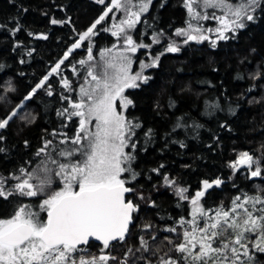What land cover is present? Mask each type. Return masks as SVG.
Instances as JSON below:
<instances>
[{
  "label": "trees",
  "instance_id": "trees-1",
  "mask_svg": "<svg viewBox=\"0 0 264 264\" xmlns=\"http://www.w3.org/2000/svg\"><path fill=\"white\" fill-rule=\"evenodd\" d=\"M111 3L0 0V120L17 113L0 129V179L5 189L19 183L15 177L26 178L21 169L40 171L42 161L51 169V180L60 181L55 175L57 165L49 157L65 162L57 152L72 147L60 142L79 131V117L68 119L77 90L88 77L87 70L99 62L98 54L118 41L111 32V16L96 26L97 34L81 49L64 57ZM185 4L186 0H151L133 32L134 41L144 45L136 62L159 60L147 69V80L127 92L133 104L126 118L139 125L127 151L132 159L123 165H130L131 170L121 176L125 186L133 189L127 196L136 206L131 230L108 248L91 243L78 256L114 257L107 264H163L168 260L191 264L180 259L185 254L176 246L184 242L183 232L192 229L187 223L193 219L191 199L203 190L205 180L223 181L207 189L200 200L210 214L229 210L236 197H240L238 202L255 196L264 199V0L254 13L255 20L246 21L244 28L229 33L227 39L215 45L191 42L176 53L163 52L164 45L174 42L177 30L189 22ZM88 43H92L94 60L80 65V60L88 58ZM61 60L64 63L57 73L32 94ZM63 78L72 90L63 87ZM49 85L52 95L47 92ZM47 141L52 143L46 152L37 155ZM243 152L259 162L260 176H251L256 164L251 170L230 167ZM165 178L175 183L169 185ZM179 188L187 189L184 196L188 199L180 196ZM43 198H0V219L12 217L24 205L46 218L39 208ZM245 207L252 210L250 204ZM243 218L241 211L239 219ZM181 220L186 223L182 225ZM234 238L231 230L222 237L225 242ZM258 239L254 233L246 234L249 256L241 255L243 264H264V252L255 248Z\"/></svg>",
  "mask_w": 264,
  "mask_h": 264
},
{
  "label": "snow or ice",
  "instance_id": "snow-or-ice-1",
  "mask_svg": "<svg viewBox=\"0 0 264 264\" xmlns=\"http://www.w3.org/2000/svg\"><path fill=\"white\" fill-rule=\"evenodd\" d=\"M103 4L104 0H97ZM112 6L107 8L96 21L79 36V42L74 43L64 59L75 48L81 47V42L96 35L94 29L98 24L105 20L113 8H123L127 12L126 18L120 25H113L116 31L113 35L124 34V42L128 46L125 51L135 53L137 45L131 35L125 32V26L131 29L139 22L141 13L148 10L151 0L139 5L138 11H131L130 0L127 3L122 0H111ZM197 0H186L185 6L193 17L208 20L207 14L200 15L194 8ZM204 7L223 8L226 14L212 18L220 21L221 27L215 29L218 39H227V31L235 28H244V20L252 21L254 16L249 14L248 9L253 5L259 6L260 0H247L246 4L233 7L227 0H202ZM253 11L255 9H252ZM229 16L232 18L229 19ZM53 24L59 23L56 20ZM234 26V27H233ZM191 28V25H189ZM107 30V29H105ZM192 31L200 32L199 28ZM208 31H213L208 29ZM177 35H184L188 40H208L206 35H193L191 31L178 29ZM45 39L47 37H44ZM215 41H213V44ZM169 52L179 51L174 45H169ZM111 49H106V55ZM31 53H29L30 55ZM94 60L91 49H88V59L80 60V65H85ZM64 60L57 63L33 89L34 94L37 89L44 87L45 82L52 73H57ZM156 61H153L154 66ZM131 60L123 53L112 56L105 61L102 75H97L94 69L87 71V76L91 82L79 89L80 99L71 104L72 112L68 113V119L79 117V131L70 140L66 139L60 143L72 145L57 152L58 157H64L65 162L49 160L57 165L58 171L55 175L63 182V187L59 190L51 189L52 180L49 175L51 169L47 167V162L41 169L43 175L25 173L26 178L19 180L10 189H5L4 180L0 179V198L7 199L13 195L24 197L43 196L39 208L46 213V218H41L39 213L31 211L27 205L21 206L7 219H0V264H107L109 259H114L108 255L91 257L86 259L84 256L76 255L84 251L82 246H88L90 240L100 241L104 248H108L111 241L123 240L128 232L131 223V214L135 211V205L131 200L126 201V194L133 191L132 188L125 186V180L121 179V174L130 171L129 167H124L125 163L131 161L132 156L124 149L128 146L134 128L128 122L122 111H117L116 101H121L122 107L127 108L133 101L124 96L127 88L138 87L137 80H147V77L140 73L129 74ZM143 67H150L144 64ZM111 70V71H109ZM76 69L73 67V72ZM63 87L71 89L70 82L63 78ZM48 95H52L51 85L47 89ZM26 97V99H30ZM67 99V97H64ZM68 110L65 109V112ZM13 111L9 116L0 120V129L8 126L9 121L16 116ZM96 123L93 126L92 121ZM55 135V133H54ZM127 137V138H126ZM2 139V137H0ZM51 141L45 143L37 155L45 153ZM134 147V145H133ZM79 159H73V157ZM256 164V168L251 172V176L261 175L259 162L254 161L253 157L247 152L240 154L239 158L230 165L233 169L246 165L251 168ZM155 171V170H154ZM37 180L36 184L31 181ZM169 185L175 183L174 180H167ZM223 181L216 179L211 183L207 180L203 182V190L197 191L191 199L193 205L192 213L195 218L199 214L201 219L207 217V221L200 226L195 219L188 221L192 224L191 231L183 232V243L176 246V250L183 255L180 259L190 261L191 264H243L241 255L248 257V245L245 243L246 234L254 233L259 239L255 243V248L264 252V207L256 208L257 204L264 205V199L259 196L247 197L243 202L240 197H236L229 210H219L215 215H209L200 200L205 196L207 189L213 185L219 186ZM47 190V191H46ZM187 189L179 188L178 193L183 199ZM246 204L252 206V210L245 207ZM243 214V219L238 217ZM260 213L256 215L255 213ZM183 225L186 223L181 220ZM175 232V228L168 229ZM235 233L234 239L225 242L222 237L229 232ZM215 245V246H214ZM198 249V250H197ZM251 259V257H249ZM163 264H179V261L168 260Z\"/></svg>",
  "mask_w": 264,
  "mask_h": 264
},
{
  "label": "rangeland",
  "instance_id": "rangeland-1",
  "mask_svg": "<svg viewBox=\"0 0 264 264\" xmlns=\"http://www.w3.org/2000/svg\"><path fill=\"white\" fill-rule=\"evenodd\" d=\"M122 2L127 3V2H129V0H122ZM145 2H147V0H130V4L132 5V7H131L130 10H131V11H138V10H139V5H140L141 3H145ZM227 3L231 4L233 7H236V6L240 5V4H246V3H247V0H227ZM111 6H112V3H111V5H110V7H111ZM149 6H150V5H149ZM149 6H148V8H149ZM194 8L196 9L197 12L200 13L201 16L204 15V14H207L210 18H209L208 20H203V19H199V18L193 17V15L189 13V22H188V24L186 25V27L183 28V29H184L185 31H191L193 35H197V36H199V35H201V34L206 35V36L209 37V39H208V40H203V41H198V40H188L187 43H185V40L187 39V37L184 36V35H177V33H176L175 41L172 42V43L170 42V44L167 43V45H164L163 52H165V51H166L167 53H176V52H177V51H176V52H169V51L167 50L168 47H169V45H174L175 47H177V48L179 49L180 46L185 45V44H189V43H191V42H198V43H201V42H205V41H206V42H208V43L213 44V41H215V43H217L218 41L221 40V39H218L217 34H216V32H215V29H216V28L221 27L220 21H219L218 19H214V18H212V17H213V15H215L216 17H219V16H223V15H225V14H226L225 9H223V8L204 7V5H203V3H202V0H197V2L194 4ZM257 8H258L257 5H253L252 8H249V9H248L249 14H251V15L254 16V20H255V15H254V13L256 12ZM252 9H255V10L253 11ZM147 11H148V10H147ZM147 11L141 13L140 18H141L145 13H147ZM188 12H189V11H188ZM108 16H111V20H110V22H111V23H110V26H111V32H114V31H116V29L113 27V25H120V24H121V21H123V20L126 18V16H127V12H126L123 8H121V9L113 8V11L110 12V13L108 14ZM108 16H107V17H108ZM140 18H139V19H140ZM231 18H232V17L229 16V19H231ZM105 19H106V18H105ZM254 20H252V21H254ZM246 21H247V20H244L243 22L245 23ZM137 23H138V22H137ZM137 23H136L135 26H134L133 28H131V29H128V28L125 26V32H126L128 35H131V36L133 37V32L136 30V25H137ZM189 25H191V28L189 27ZM233 27H234V26H233ZM197 28H199L201 31H200V32L192 31L193 29H197ZM208 29H212L213 31L210 32V31H208ZM238 29H242V28H235V30L227 31V32L225 33V35L228 36L229 33L236 32V30H238ZM116 37H117L118 41H117L116 45H115L113 48H111V52L108 53V54H106V55H102V53H105V50H106V49L103 50V51H101V53L98 54L99 57H100L99 62L96 63V64H94V66L92 65V67H90V69H88V70L94 69L97 75H102V74H103V70H104L105 61L108 60V59H110L112 56H117L119 53H123L125 56H127V57L131 60V65H130V68H129V74H130V75H135V74H137V73H140L142 76L147 77V76H146V74H147L146 71H147V69L150 68V67L145 68V67H143V65H144V64H148V65H150V66L152 67V65H153V61H156V63H157L158 60H159V58L156 57V58L154 59V58L152 57V58H151V62L140 61L139 63H137V62H136V58H137V56H138V54H139V52H140V50H141V47L138 46V47H137V51H136L135 53L127 52V51H125V49H126L128 46H127L126 43L124 42V34H121V35L116 36ZM90 38H91V37H90ZM90 38H89V39H90ZM89 39H87V40L81 42V47H80V48H75V49H73L72 51H75V50L81 49L82 46H83V44H84L85 42H87ZM133 40H134V37H133ZM78 42H79V41H78ZM160 42H161V40H159V41L157 40L156 43L158 44V43H160ZM215 43H214L213 45H215ZM136 44H137V43H136ZM137 45H139V44H137ZM87 47L91 49V54H92V56H94L93 53H92V43H88V46H87ZM72 51H71V52H72ZM87 59H88V58H87ZM87 59H84V60L87 61ZM156 63H155V65H156ZM85 65H86V64H85ZM88 70H87V71H88ZM109 71H111V70H109ZM75 74H76V71H75ZM89 82H91V78H90V77H86L85 80H84V82H83V84H82L81 86H86L87 83H89ZM144 82H145V80H137V81H136L138 87H139L142 83H144ZM81 86H80V87H81ZM80 87H79L78 90H77V96H76L77 101H76V102H78L79 99H80V92H79ZM136 88H137V87H136ZM130 89H134V88H127V89H125V91H124V96L127 97V98H128L127 92H128ZM23 104H24V103H23ZM23 104H21V105L19 106V108H21V107L23 106ZM116 106H117V111H122L123 114H124V116L126 117L127 109H128L129 106H128L126 109L123 108V107H122V104H121V101H119V100L116 101ZM126 119H127V118H126ZM127 121H128V119H127ZM128 122H129V121H128ZM95 123H96V121L93 120V121H92V125L94 126ZM126 138H127V137H126ZM130 138H131V137H130ZM129 147H130V139H129V142H128V146L124 149V151H125L126 153H128L127 151H128V148H129ZM238 158H239V157H238ZM239 167H240V166H239ZM239 167H238V168H239ZM42 168H43V167H42ZM249 169L251 170V169H254V168H253V166H252V167L249 168ZM254 170H255V169H254ZM33 174H34V176H35V175H43V173L41 172V169H40V171L36 170L35 172H33ZM49 175H50V173H49ZM121 176H122V174H121ZM120 178H121V177H120ZM31 182H32L33 184H36V183H37V180L34 178ZM54 184H56V185L54 186ZM57 184H58V185H57ZM61 187H63V182H62L61 179H60V181H55L54 179H52L51 189H53V190H59ZM241 211H242V210H241ZM209 215H215V214H210V213H209ZM192 217H193V216H192ZM239 218H240V216L238 217V219H239ZM241 218H242V216H241ZM193 219H195L196 222H197L200 226H203V225L205 224V222L207 221V217H205L204 219H201L200 216H199V214H197L195 218L193 217ZM193 219H192V220H193ZM197 250H198V249H197Z\"/></svg>",
  "mask_w": 264,
  "mask_h": 264
},
{
  "label": "water",
  "instance_id": "water-1",
  "mask_svg": "<svg viewBox=\"0 0 264 264\" xmlns=\"http://www.w3.org/2000/svg\"><path fill=\"white\" fill-rule=\"evenodd\" d=\"M244 166H245V168H248L246 165H244ZM127 196H128V193L126 194V201L128 200V199H127ZM134 214H135V211H133L132 214H131V223H130L129 226H128V232L126 233L125 237L129 234V232H130V230H131V227H132V225H133ZM120 241H121V240L111 241L109 247L112 246V245H114V244H116V243H118V242H120ZM91 243H94V244H97V245L103 246L102 242H100V241L90 240L89 245H90ZM82 247H86V246H82Z\"/></svg>",
  "mask_w": 264,
  "mask_h": 264
}]
</instances>
